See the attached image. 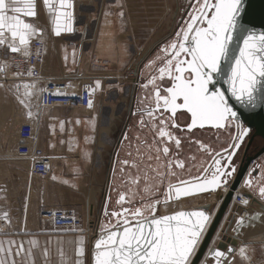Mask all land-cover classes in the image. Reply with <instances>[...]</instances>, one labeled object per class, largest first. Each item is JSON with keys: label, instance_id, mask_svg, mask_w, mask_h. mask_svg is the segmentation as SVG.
I'll use <instances>...</instances> for the list:
<instances>
[{"label": "snow or ice", "instance_id": "obj_1", "mask_svg": "<svg viewBox=\"0 0 264 264\" xmlns=\"http://www.w3.org/2000/svg\"><path fill=\"white\" fill-rule=\"evenodd\" d=\"M41 2L50 18L52 35L60 37L75 32V0ZM125 5L126 0H117L118 15L122 19ZM245 5L246 0H187L185 15L181 17L174 35L145 64L144 67L150 70V78L140 87L148 89L151 86L152 92L143 100L154 97L155 106L139 109L138 123L141 129L148 128L153 133V142L148 147L151 150L155 146V155H149L148 159L157 162V167L149 165L155 173L154 177L150 178L147 172L144 173L146 181H155L144 188L149 197L152 189H159L167 177H174L177 183L168 181L165 204L193 194H215L220 190L229 192L237 171L231 162L249 131L242 125L231 100L234 99L245 111L264 106V31H257L244 22ZM32 21H39L38 0H0V47H4L6 53L29 58L32 55L31 42L34 39L42 40L44 36V30ZM5 71V67L0 66V73ZM27 74L30 77L35 75L32 70ZM14 75L20 77L22 74ZM165 80L170 82V86L158 83ZM4 87L5 84L0 83V88ZM101 87V82L96 80L94 86L87 89L90 109L93 107L91 97ZM7 90L13 92L16 102L25 110V119L38 120L39 113L32 111V100L37 92L47 91L46 88L37 90L33 81L24 83L22 87L15 84L14 90L11 87ZM50 94L66 95L59 90ZM181 112L191 117L186 129L180 128L177 123V114ZM233 125L239 131L231 137L233 143L221 151H214L210 145L187 137L198 145L200 151L207 153L213 163L201 167L194 176L189 170V179L178 176L174 169H185L186 161L178 158L182 139L172 129L192 133L194 129H204L206 126L227 130ZM123 139L128 140V136L125 135ZM173 144L175 157L171 148ZM137 152L141 154L139 147ZM120 163L140 170L135 161L123 160ZM260 167V175L249 172V178L242 185L258 198L259 209L254 213L247 211L255 202L251 196L237 193L234 198L244 206L241 210L243 214H236L232 226V232L237 237L242 231L255 227L256 222H264V165ZM120 171L123 172L124 168ZM134 201V195L127 197L122 193L117 203ZM141 201L135 208H122L110 214L105 212L112 219L102 225V234L95 240L93 264H197L215 213L201 208L157 215L159 199L141 196ZM4 219L7 220V214ZM25 243L30 247L26 248ZM76 243L74 264H83L84 238L81 237ZM36 247L35 239L19 244L14 240L7 241V247L0 243V264H28ZM248 247L242 245L237 250L231 244L226 249L210 246L199 264H234L237 255L242 260H248ZM43 255L47 258L48 251L45 250ZM61 264H66L63 252Z\"/></svg>", "mask_w": 264, "mask_h": 264}, {"label": "crops", "instance_id": "obj_2", "mask_svg": "<svg viewBox=\"0 0 264 264\" xmlns=\"http://www.w3.org/2000/svg\"><path fill=\"white\" fill-rule=\"evenodd\" d=\"M116 3L117 0H75V32L56 37L51 33L50 18L38 0L39 21L32 22L44 30V36L42 40L34 39L31 45L39 42L43 47L40 77L33 80L37 90L54 83L65 85L69 93H75L83 84L94 85L99 80L102 87L98 92L102 95L114 90L123 91L127 96L117 117L112 111L114 105H107L106 101L100 104L94 101L89 111L62 107L41 109L37 92L32 100V111L39 113L38 120L25 119V110L7 89L14 90L15 84L22 87L33 81L11 73L4 65L6 50L0 47V66L6 69L5 73H0V83L5 84L0 88V243L7 247V241L19 244L35 239L37 247L28 264H61V252L68 261L66 264H74L76 242L81 237L85 241L82 262L91 264L93 231L91 235L85 231L60 236L43 222L41 215L50 209L69 210L82 218L85 228L102 219L101 211L109 190L113 185L121 188V179L116 176L121 174L120 161L129 156H126L128 149L119 145L129 123L128 99L137 85L140 66L177 22L179 0H126L123 19L118 15ZM148 16L155 17L156 21L151 22H155L157 32L149 42L142 43V39L136 37L138 23H145ZM111 95L116 97L115 93ZM24 146L30 151L40 148L45 153L50 161L48 176L31 175V162L20 150ZM125 176L127 185L134 182L129 167L125 168ZM142 184L146 186L145 179ZM244 191L240 186L239 192ZM219 201L214 195L212 203L188 210L210 205L215 212ZM165 206L161 208V215L171 214ZM259 207L256 202L252 203L247 211L254 213ZM232 209L228 210L214 239L218 243L223 234L227 238L234 237L239 242L237 250L248 245L249 259L242 260L237 255L234 264H249L264 252V222H256L255 227L242 231L237 237L232 226L236 214H241L243 208ZM101 221L100 231L106 224ZM25 247L30 245L25 243ZM45 250L49 253L47 258L43 255ZM258 264H264V259Z\"/></svg>", "mask_w": 264, "mask_h": 264}, {"label": "flooded vegetation", "instance_id": "obj_3", "mask_svg": "<svg viewBox=\"0 0 264 264\" xmlns=\"http://www.w3.org/2000/svg\"><path fill=\"white\" fill-rule=\"evenodd\" d=\"M185 3L182 7V10L179 8V14L177 22L174 27V31H172L164 40H162L159 44L155 45L151 52L148 54L146 59L143 61V63L140 66V71L137 78V85L132 90V92L129 95L128 99V119L129 123L125 128V132L123 134V137L121 139V143L119 145L120 148L128 149V153L126 154L131 155L128 156L127 160L129 161H135L136 164L139 166V171L136 167H129L131 170L132 176L134 177V182H131L130 185L126 183V176H125V166L120 164L119 170L123 167L124 171L121 172V174L117 173V177L119 176L121 179V185L120 189L116 185H113V187L108 192V197L105 199L103 210L101 211L102 218L105 222L112 219L109 216L105 215V212L107 211L109 214L113 211L119 212L122 208H135L140 205L141 196L148 197L149 199L155 200L159 199L161 202L158 205V211L157 215H160L159 209L160 207L167 205L171 202V200L165 204L164 201L167 199L166 191L168 186V181L171 180L173 184H176L177 181L174 177H167L162 185H160L159 189H152V195L149 197L147 193L144 192V188L148 186L149 184L155 183L154 180H145L147 182L146 186L142 184V181L144 180V173L147 172L148 176L154 177L155 173L151 170L149 165L152 167H157V162L153 160H149V155L154 156L155 155V146L152 147L151 150H149L148 145L152 144L153 142V133L148 128H143L139 126V109L142 107H154V97L144 101L143 98L148 95L151 96V86L148 89H143L140 87L142 83H145L148 78H150V70L146 69L144 66L151 60L159 51V47L166 43L168 39L171 38V36L174 35L175 31L177 30L178 25L180 24L181 17L185 15L184 9L187 8V0H183ZM182 2V3H183ZM161 86L168 85L170 86V82L165 80L163 82H159ZM136 112L137 115H133V113ZM147 119V118H145ZM177 123L180 125V128L186 129V125L189 123V116L185 113H178L177 114ZM243 125V124H242ZM244 126V125H243ZM245 127V126H244ZM172 131L181 137L182 139V148L179 153V159H182L186 161V167L185 169H174V171L178 174L180 178L183 179H189V170L191 171V175H197L198 170L201 167H207L209 164L213 163L212 158L205 152H202L198 149V145L195 143H192L187 139V137H191L192 141L200 140L203 143L210 145L211 148L214 151H221L223 148L228 147L230 144L233 143L231 137L236 135L239 131L235 125H233L231 128L227 130H213V129H194L192 133H187L186 131L181 132L180 129H172ZM128 136V140H124V136ZM252 133L247 135L244 139V141L241 143L240 148L238 149V156L237 161L240 164L246 156H251L259 152L263 147L264 143L259 138L251 139ZM137 137H139V141L137 140ZM140 148L141 154H138L137 148ZM171 148L173 150V155L175 157V145H171ZM192 157H195L193 160ZM123 161V160H122ZM255 165L261 166L264 165V154L259 156L255 163H253V167ZM257 172V176L260 175L262 169L261 167L255 168ZM123 176V177H122ZM125 184H124V183ZM129 189L132 191L129 192ZM125 194L127 197L135 196V201L133 203H127L123 202L118 204L117 201L119 200V196L121 194ZM114 222V221H113Z\"/></svg>", "mask_w": 264, "mask_h": 264}, {"label": "built area", "instance_id": "obj_4", "mask_svg": "<svg viewBox=\"0 0 264 264\" xmlns=\"http://www.w3.org/2000/svg\"><path fill=\"white\" fill-rule=\"evenodd\" d=\"M32 55L29 58L19 56L17 54L7 53L4 58V65L11 69L15 73H21V78H28L31 80H38L40 77V67L44 62L43 47L39 42H34L31 45ZM32 70L34 76H28V71ZM90 86H94L92 83L83 84L77 93H69V89L62 84H47L44 88L47 91L40 93L38 104L41 109H54L56 107L68 108V109H81L84 111L91 110L88 107L89 96L87 94V89ZM61 91L66 95L53 96L50 93L55 91ZM94 102V95L91 97ZM28 138V134L26 138ZM20 150L23 151L24 157L31 162L30 173L33 177H46L50 170L49 158L40 148H35L33 150H28L27 147H22ZM245 195V194H243ZM237 194L233 195V205L236 207L244 208L240 205L234 198ZM248 196V195H245ZM252 197V196H251ZM253 200V197H252ZM252 205V203H251ZM250 205V206H251ZM249 208V207H248ZM248 210V209H247ZM241 214H243L241 212ZM42 218L47 221L49 227L53 231L64 232V233H75L80 231L84 226V221L81 217L76 215L74 212L63 209H50L43 213ZM264 259V252L253 258L249 264H258Z\"/></svg>", "mask_w": 264, "mask_h": 264}, {"label": "water", "instance_id": "obj_5", "mask_svg": "<svg viewBox=\"0 0 264 264\" xmlns=\"http://www.w3.org/2000/svg\"><path fill=\"white\" fill-rule=\"evenodd\" d=\"M245 7H246V14L244 17V22L249 27L254 28L257 31H264V0H246ZM224 87L226 88L227 86H224ZM231 103L233 105H235L236 109L238 110V114L240 116L241 123L245 127L248 128V130H249L248 135L250 133H252L251 139L253 140L254 138H259L264 143V106H260L257 109L252 110V111H245L242 107H240V105L237 104V102L234 99L231 100ZM181 113H185L189 116V123H190V121H191L190 114H188L186 112H181ZM197 129H200V128H197ZM204 129H213V128L206 126ZM213 130H217V129H213ZM262 154H264V147L259 152H257L256 154L251 155V156H246L245 159L239 164L237 161L238 149L236 150L235 155L233 156L231 163L236 167L237 171L234 174V177L231 181L229 192L226 193V195L222 199L219 207L217 208V210L215 212L213 224L210 226L209 231L206 234L205 240H204L202 247L200 249V254L197 258V264H199L200 260L204 259V254L207 252L208 248L211 246V243H212L216 233L218 232L222 222L224 221V218L226 217V214L228 213V208L231 204V200L233 198L234 192L241 185H243V181L245 179L249 178L248 177L249 172H254L255 175H257L255 168H259L260 166L255 165L253 167V163H255L257 158H259V156H261ZM243 189L245 190L244 193L246 192L245 193L246 195L252 196L253 201H255L256 204H258L260 206V202H259L258 198L255 195H253L248 189H246V188H243ZM219 192L220 191H218V193H215V195L218 196ZM207 194H213V193L193 194V195H190L187 197H181L178 200L173 199L171 201L175 202V201H179V200H183V199H187V198H191V197L204 196ZM201 208L208 209V210H211V208L214 209L212 206L211 207H201ZM201 208H198V209H201ZM194 210H196V209H194ZM183 211H191V210H183ZM171 214H174V213H171ZM171 214H168V215H171ZM107 223H108V221L106 222V224ZM225 228L226 229L229 228L228 224L225 225ZM100 235L96 239H98L100 237ZM94 243H95V241L93 242V244L91 246V264H93L92 257H93V253H94ZM229 244H231L235 248H237L239 245V242L234 237H232V238L228 237L227 238L224 235L221 238V240L218 243H216L215 247H220V248L226 249L229 246Z\"/></svg>", "mask_w": 264, "mask_h": 264}, {"label": "rangeland", "instance_id": "obj_6", "mask_svg": "<svg viewBox=\"0 0 264 264\" xmlns=\"http://www.w3.org/2000/svg\"><path fill=\"white\" fill-rule=\"evenodd\" d=\"M182 2H183V0H179L177 19H178V16L181 15V13L179 14V8H180V10H182L183 5L186 3V2L185 3L184 2L182 3ZM152 20H155V17L148 16V17H146V22L145 23H138L139 30L137 31L136 37L139 38V39H142V43H147V42H149V40L151 38H154L156 36V32H157L156 25H155V22H151ZM151 23H153L155 25V26H153V28H151L152 26H150ZM141 25H143V26H141ZM172 31H174V28L171 29L170 33ZM8 69L11 71L10 68H8ZM11 73L14 75V73L12 71H11ZM28 81H33V80L28 79ZM75 93H77V91ZM111 93H113V94L115 93L116 94L115 95L116 97L113 98L114 95H111ZM71 94H74V93H71ZM126 97L127 96L125 95V93L123 91L115 92L114 90H112V91H108L106 94H103V95L97 91L96 98H94L95 99L94 101L95 102H98V104L106 101L107 103L106 102L105 103L107 105H112V106L114 105V108H112V111L114 112V116L117 117L118 114H120V109L122 108V105L127 100ZM93 104H94V102H93ZM104 110H106V109H104ZM102 116L105 117L106 115H104L103 112H102ZM203 203H204V199H203L202 196L195 197V198H192V199H189V200L187 199L186 201L183 202V205H184L183 206V210H188L189 208L191 209L192 207L194 208L195 205H200L201 206ZM162 207H160L159 212H158L160 215H161V212H162V210H161ZM166 212L167 211L165 210V213ZM42 216H43V214L41 215V219L43 220V222L46 225L49 226V224L47 223V221H45L42 218ZM101 220H103V218L100 219L98 222L96 221L95 224H94L95 226L93 228H91L89 225L87 226V228H85V225H84L83 228L80 231L75 232V233H64V232H58V231H56V232L60 236H62L61 234H63V235L65 234V236H67V235H75V234L83 233L85 231H87V233L89 235H91V232L90 231H93V233H92L93 235L90 236V239L95 240L97 238V235H99V234L102 233V231H100L98 229L99 226H100V224H101V222H102ZM212 244H213V241L211 243V246H212ZM70 258H72V257H70ZM65 261L68 262L67 259H65ZM70 262H73V259L72 260L70 259Z\"/></svg>", "mask_w": 264, "mask_h": 264}, {"label": "bare ground", "instance_id": "obj_7", "mask_svg": "<svg viewBox=\"0 0 264 264\" xmlns=\"http://www.w3.org/2000/svg\"><path fill=\"white\" fill-rule=\"evenodd\" d=\"M97 93V92H96ZM96 93L94 94V98H96L95 96H96ZM95 100V99H94ZM242 186V185H241ZM240 188V187H239ZM239 188L234 192V194H237V193H240L239 192ZM242 194H245L244 192H241ZM214 195L215 194H207V195H204L203 196V198H204V203L203 204H210V203H212L213 201H214ZM226 195V193L224 192V191H222V190H220V192H219V195H218V197H219V203L217 204L218 206H216V210H217V208L219 207V205H220V203H221V201H222V199L224 198V196ZM246 195V194H245ZM193 197H191V198H187L188 200L189 199H192ZM195 198V197H194ZM187 199H183V200H179V201H171L170 202V204H168V205H166L167 207H168V211H169V213H175V212H178V211H182L183 210V202L184 201H186ZM232 201H233V199L231 200V204H230V206H229V208H228V210H232L233 211V209H232V207H235V208H239V209H241L240 207H236L235 205H233V203H232ZM196 203V202H195ZM200 204V203H199ZM165 206V207H166ZM196 206L197 205H195V207L194 208H196ZM210 205H207L206 207H209ZM190 207V206H189ZM193 208V207H192ZM238 210V209H237ZM216 212V211H215ZM214 212V213H215ZM93 224H95V223H93ZM93 224H90L89 226L91 227V228H93L94 227V225ZM90 231V230H89ZM219 231V230H218ZM263 231V230H262ZM260 234V233H259ZM253 235V234H252ZM256 235V234H255ZM224 236V234L223 235H221V237L220 238H222ZM254 236V235H253ZM226 237V236H225ZM251 238V237H250ZM252 239V238H251Z\"/></svg>", "mask_w": 264, "mask_h": 264}]
</instances>
